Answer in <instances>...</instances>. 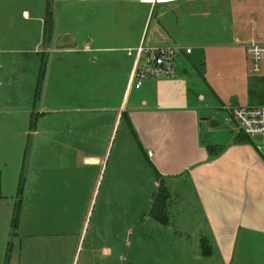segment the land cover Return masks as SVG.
Wrapping results in <instances>:
<instances>
[{"label": "rangeland", "instance_id": "1", "mask_svg": "<svg viewBox=\"0 0 264 264\" xmlns=\"http://www.w3.org/2000/svg\"><path fill=\"white\" fill-rule=\"evenodd\" d=\"M26 4L0 0V264H229L200 253L193 232L203 224L202 212L189 184H169L164 206L155 203L164 186L155 187V173L138 153L126 120L113 118L111 126L109 114L83 112L98 107L93 104L98 100L119 107L124 84L96 86L105 81H94L104 68L60 52L47 60L38 86L47 54L31 52L40 29L23 20ZM196 4L197 19L182 20L181 31L214 30L218 36L205 44L207 52L195 49L186 60L207 69L224 106L207 102L215 108L214 129L225 134L235 130L233 122H225L229 109L264 106V55L254 73L248 54L252 43L264 45V0ZM49 5L55 31L81 41L88 22L96 30L108 23L98 10L91 20L80 3L70 5L71 16L62 3L49 0ZM118 36L98 33L95 41L115 48L120 45L105 42ZM38 45L43 50L42 41ZM180 52L178 64L187 67ZM139 92L131 99L137 101ZM40 111L48 113L39 116ZM162 213L167 220L159 223ZM232 260L247 264L248 259L235 252Z\"/></svg>", "mask_w": 264, "mask_h": 264}, {"label": "crops", "instance_id": "2", "mask_svg": "<svg viewBox=\"0 0 264 264\" xmlns=\"http://www.w3.org/2000/svg\"><path fill=\"white\" fill-rule=\"evenodd\" d=\"M25 1L27 7L22 10L23 20L38 24L40 29L35 33L36 40L31 42L30 47L34 48L31 52L47 54L45 63L41 58L45 69L40 83L45 80L47 60L60 52L85 56L96 70L97 67L104 68L100 80L94 81L105 80L96 86L107 89L125 85L119 107L113 108L109 102L98 100L93 103L98 107L83 112L98 117L109 114L111 126L113 118L114 121L118 117L126 120L138 153L155 173L156 188L162 183L161 186L167 187L169 192V184L183 185L184 181L189 184L202 212L198 221L204 224L196 226L194 237L198 243L201 237L205 238L211 251L209 257L215 255L231 264L235 252H239L241 260L248 259L245 260L247 264H264V155L262 151H256L254 142L237 143L238 130L230 119L231 109L225 122H233L235 130L227 128L223 134L214 129L217 126L215 108L207 102L218 101L217 105L224 108L223 102L207 79V69L199 67L202 63L186 60L195 49L207 52L203 49L205 44H212L214 37L218 36L214 30L181 31L182 20L193 22L197 19L195 12L200 9L196 2L199 0H179L165 5H146L138 0H54L64 5L68 16L73 15L70 5L80 3L87 9L86 16L90 19L98 10L99 15L108 21L99 23L101 31L99 27L98 30L93 27L95 23L88 22L93 26L86 29L84 41L73 33L55 31L57 26L50 13L49 0ZM206 24L212 27L210 22ZM110 28L113 30L108 33ZM98 33L120 34L105 42L120 46H103L104 41L96 43ZM61 37L66 39L58 42ZM41 41L43 50L38 48ZM140 44L177 47L181 51L179 55L185 57V65L191 66L180 67V57H177L174 78L150 79L136 90L129 85L133 65L126 51L134 50ZM186 49H191V53L186 54ZM101 57L103 62H100ZM37 64L36 59L34 67ZM105 68L110 69H107L108 73ZM192 72L198 76L192 77ZM139 90L142 92H139L138 100H132V94ZM46 113L40 111L38 115ZM113 113L115 115H110ZM209 147L215 148V155L209 153Z\"/></svg>", "mask_w": 264, "mask_h": 264}, {"label": "built area", "instance_id": "3", "mask_svg": "<svg viewBox=\"0 0 264 264\" xmlns=\"http://www.w3.org/2000/svg\"><path fill=\"white\" fill-rule=\"evenodd\" d=\"M179 0H138L146 5L174 4ZM179 49L169 46H150L140 44L134 50H127L126 54L132 58V71L129 77V85L139 89L145 80H157L158 78L170 79L176 76V55ZM186 54L191 49L185 50ZM248 53L252 62L253 72H259L261 60L264 55V47L254 43L249 46ZM230 119L235 123L238 132L254 140L256 151L264 150V106L240 107L229 111Z\"/></svg>", "mask_w": 264, "mask_h": 264}, {"label": "trees", "instance_id": "4", "mask_svg": "<svg viewBox=\"0 0 264 264\" xmlns=\"http://www.w3.org/2000/svg\"><path fill=\"white\" fill-rule=\"evenodd\" d=\"M48 14H49V12H48ZM41 64L43 65V63H41ZM42 76H43V74H42ZM42 76H41V74H39L38 81H37L38 86H39V83L41 82ZM235 140L237 141V143H246V144H251L252 143V141H250V139L247 136H245L244 134H242L240 132L238 133V135L235 138ZM214 149H215L214 147H209L208 148V151H209V153L211 155H215V154H213V150ZM217 149L222 150L223 148L222 147H218ZM26 151H27V149H26ZM26 151H25V154H26ZM162 188L163 189H160L159 195L156 196V200H155V203L156 202H159V205L162 202V204L160 206H164V204L166 203L165 201H166V199L169 196L167 190L165 189V187H162ZM156 207L153 206L152 209H154ZM156 211H157V209L154 210V212H156ZM162 215H160V217L156 219L157 222L164 223V221L167 220L166 217H165L166 214L165 213H162ZM200 241H201L200 246H201V253H202V255L209 257L211 255V251H210V247L208 245V242L204 238H201Z\"/></svg>", "mask_w": 264, "mask_h": 264}, {"label": "water", "instance_id": "5", "mask_svg": "<svg viewBox=\"0 0 264 264\" xmlns=\"http://www.w3.org/2000/svg\"><path fill=\"white\" fill-rule=\"evenodd\" d=\"M68 38V37H67ZM63 39H66L65 37H61L59 40H58V42H60L61 40H63Z\"/></svg>", "mask_w": 264, "mask_h": 264}]
</instances>
